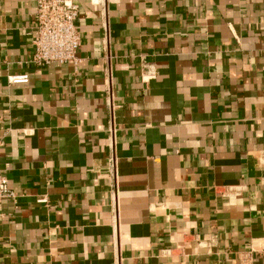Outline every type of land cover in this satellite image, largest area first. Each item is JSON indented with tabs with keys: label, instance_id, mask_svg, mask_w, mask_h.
<instances>
[{
	"label": "crops",
	"instance_id": "1",
	"mask_svg": "<svg viewBox=\"0 0 264 264\" xmlns=\"http://www.w3.org/2000/svg\"><path fill=\"white\" fill-rule=\"evenodd\" d=\"M70 1L0 0V264H264V0Z\"/></svg>",
	"mask_w": 264,
	"mask_h": 264
},
{
	"label": "built area",
	"instance_id": "2",
	"mask_svg": "<svg viewBox=\"0 0 264 264\" xmlns=\"http://www.w3.org/2000/svg\"><path fill=\"white\" fill-rule=\"evenodd\" d=\"M33 16L35 27L29 63L38 68L53 63L77 66L79 60L76 52L80 46V37L75 25L78 16L77 5L70 0H35ZM153 77L152 73L145 75L146 79ZM7 80L9 84H26L29 76L13 75ZM14 197L7 178L0 171V201Z\"/></svg>",
	"mask_w": 264,
	"mask_h": 264
}]
</instances>
